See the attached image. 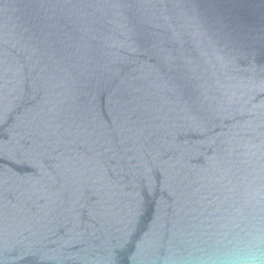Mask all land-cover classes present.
<instances>
[{"label": "water", "instance_id": "95a60500", "mask_svg": "<svg viewBox=\"0 0 264 264\" xmlns=\"http://www.w3.org/2000/svg\"><path fill=\"white\" fill-rule=\"evenodd\" d=\"M264 231V0H0V264H192Z\"/></svg>", "mask_w": 264, "mask_h": 264}, {"label": "clouds", "instance_id": "9594fccd", "mask_svg": "<svg viewBox=\"0 0 264 264\" xmlns=\"http://www.w3.org/2000/svg\"><path fill=\"white\" fill-rule=\"evenodd\" d=\"M191 259L192 264H264V231L237 232Z\"/></svg>", "mask_w": 264, "mask_h": 264}]
</instances>
